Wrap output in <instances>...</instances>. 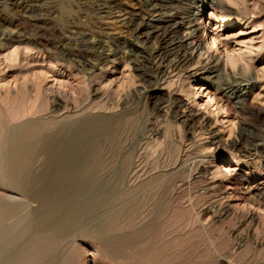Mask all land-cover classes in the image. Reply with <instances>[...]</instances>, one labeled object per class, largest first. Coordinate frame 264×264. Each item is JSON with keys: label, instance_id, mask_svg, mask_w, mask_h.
<instances>
[{"label": "rangeland", "instance_id": "1", "mask_svg": "<svg viewBox=\"0 0 264 264\" xmlns=\"http://www.w3.org/2000/svg\"><path fill=\"white\" fill-rule=\"evenodd\" d=\"M221 1L235 20L223 19L219 9H205L200 59L197 54L187 69L164 65L155 71L158 41L149 32L135 33L137 25L129 22L132 12L147 11L144 0H0V208H13L0 222V232L27 220L15 247L4 246L0 238L1 264L19 249L32 253L28 264H61L70 255L72 264H264V191L254 189L264 177V150L255 148L264 146V116L218 101L230 76L253 75L258 79L250 101L264 109V0ZM240 19L245 25L237 27ZM99 38L108 42L104 61ZM129 42L139 44L141 51ZM212 55L219 58L224 77L204 82L198 70ZM89 60L100 69L85 67ZM173 93L209 125L206 130H189L174 116ZM37 129H43V140L22 138ZM209 132L219 143H209ZM87 133L95 137L84 169L102 170L87 196L100 200L68 223L69 192L84 169L66 179L49 162L46 169L43 142L56 138L73 144L70 135L87 139ZM13 139L24 141L20 152L28 154L22 161L30 165L19 161L8 169ZM17 166L35 173L30 174L36 176L32 192L19 187L16 172L26 169ZM116 212L126 230L101 236L100 222Z\"/></svg>", "mask_w": 264, "mask_h": 264}, {"label": "bare ground", "instance_id": "2", "mask_svg": "<svg viewBox=\"0 0 264 264\" xmlns=\"http://www.w3.org/2000/svg\"><path fill=\"white\" fill-rule=\"evenodd\" d=\"M118 1V0H116ZM113 2V1H112ZM115 2V1H114ZM117 3V2H116ZM144 3L146 5V8H147V13H148V10H149V14L146 16V12H144V10H140V11H134V12H130L128 9H125V12H127L128 14L131 13V19L129 18V22L130 20H132L131 24H133L134 28L136 27L135 25H137V27H140V24L139 22L142 21V23L144 22V25L143 27L141 28H135V33H141L142 31H144V33L146 32H149L147 34H150V37L152 36V38L156 39L158 42L157 44L159 43V48L157 50H155V52H153V57L155 55V57L158 58V65L159 67L154 66L152 63L156 60H155L151 63L155 68L157 67V70H160V68H163L164 65H167V66H170L171 67H176L177 68H180V70H182V68H186L187 66L189 67L193 62H194V59H197L195 58V56L198 54V58L200 56H202V51H203V48H202V44H201V39H202V15L203 13L205 12V9L207 8H214V9H219L220 11V15L223 19L227 20V19H230L232 14H233V11L231 12V8L227 7L223 1L221 0H144ZM110 4V3H109ZM115 4V3H114ZM117 5V4H116ZM119 7H120V2H119ZM111 6V4H110ZM104 7V6H103ZM106 8V7H105ZM118 8V7H116ZM115 8V9H116ZM122 9V8H120ZM123 10V9H122ZM105 10L103 9L102 12H104ZM118 11V9H117ZM121 11V10H120ZM163 12V13H162ZM107 13V12H105ZM123 13V12H121ZM108 14V13H107ZM104 15V14H103ZM119 15V13H118ZM237 15V14H236ZM126 16V15H124ZM129 16V15H128ZM242 16V15H241ZM127 17V16H126ZM124 17V18H126ZM243 17V16H242ZM245 17V16H244ZM243 17V19H244ZM121 18V17H120ZM243 19H240L239 22H236L235 24L237 25V27H242L244 26L245 24H242L243 23ZM125 20V19H124ZM128 20V19H127ZM234 18H231L229 20V22H234ZM141 23V24H142ZM139 25V26H138ZM142 26V25H141ZM132 27V26H130ZM133 30V29H132ZM131 30V31H132ZM7 31V30H6ZM5 32V31H4ZM11 32V31H10ZM134 32V31H133ZM9 33V32H8ZM104 34V33H103ZM101 34V36L103 35ZM107 35V34H106ZM134 35V34H133ZM100 36V35H99ZM108 36V35H107ZM132 36V35H131ZM138 36V35H137ZM136 36V37H137ZM140 36V35H139ZM147 38L149 35H146ZM13 38V37H12ZM3 39V38H2ZM8 39V38H7ZM19 39V38H18ZM109 39V38H108ZM112 39V38H111ZM121 39V38H120ZM130 39H132L130 37ZM139 38H136L134 40H137ZM141 39V38H140ZM153 39V40H154ZM104 40V39H103ZM102 39L100 41V38H99V43H98V51L101 50V54L102 55H105L106 58L103 59L106 60L107 58H109V55L107 54V49L106 48V42H104ZM110 40V39H109ZM112 40H115L114 37ZM123 40H126V39H123ZM122 40V41H123ZM116 41V40H115ZM121 41V42H122ZM138 41V40H137ZM136 41V42H137ZM151 41V39H150ZM97 42V41H95ZM125 42V41H124ZM128 42V41H127ZM125 42V43H127ZM134 42V41H133ZM135 42V43H136ZM139 42V41H138ZM108 43V42H107ZM118 43V42H117ZM120 43V42H119ZM131 43V45L134 47V48H137L138 49H142L141 47H139L136 44L132 43V42H129V44ZM156 43V42H155ZM92 44V43H91ZM94 44V43H93ZM124 44V43H123ZM126 45V44H124ZM123 45V46H124ZM92 46V45H91ZM108 46V45H107ZM120 45L118 44V47ZM90 47V46H89ZM95 47V46H93ZM129 47V46H128ZM131 47V46H130ZM129 47V48H130ZM96 48V47H95ZM131 50V48H130ZM133 50V49H132ZM154 50V49H153ZM107 51V52H106ZM139 51V50H138ZM141 51V50H140ZM139 51V52H140ZM99 53V54H100ZM136 53V52H135ZM110 54V53H109ZM133 53H131V56H132ZM139 54V53H137ZM136 54V55H137ZM111 55V54H110ZM149 55V54H148ZM151 55V54H150ZM149 55V57H150ZM120 56V55H119ZM135 56V54H134ZM118 57V56H117ZM137 59H138V55L136 56ZM116 58V56H115ZM100 59V58H99ZM113 59V58H112ZM136 59V58H135ZM151 60V58H149ZM200 59V58H199ZM153 60V59H152ZM110 61V60H109ZM113 61V60H112ZM89 62H92V61H88V65H84L85 67L88 66L90 70L92 71H96V70H99L100 66L98 67V63L97 65L96 64H93L94 62L92 63H89ZM149 62V61H148ZM219 62V58H218V61L217 59H214L213 55L210 57L209 56V59L207 61L206 64H202V66H200L199 68V75H198V72L196 73L195 72V75L194 76H197L198 75V78L201 79V80H204V82H208V80H214V79H221L223 78V73L221 71V68H220V64L218 63ZM147 63V62H146ZM145 63V64H146ZM196 63V61L194 62ZM103 64V63H102ZM144 64V63H143ZM143 64H142V67H143ZM150 64V63H149ZM148 64V65H149ZM157 64V63H156ZM198 64V63H197ZM147 66V65H146ZM87 67V68H88ZM150 67V66H149ZM187 67V68H188ZM151 68V67H150ZM153 68V67H152ZM168 68V67H167ZM172 68V69H173ZM186 68V69H187ZM139 69H140V65H139ZM138 69V71H139ZM146 67L144 68V71H145ZM142 70V69H141ZM154 70V69H153ZM163 70L162 69V73H163ZM143 71V70H142ZM141 71V72H142ZM147 71V70H146ZM152 71V70H151ZM150 71V72H151ZM140 72V73H141ZM148 72V71H147ZM160 72V71H158ZM146 73V72H145ZM154 73V72H153ZM156 73V72H155ZM154 73V74H155ZM142 74V73H141ZM149 74V73H148ZM158 74V73H157ZM156 74V75H157ZM152 75V74H151ZM150 75V76H151ZM155 75V76H156ZM140 76V75H139ZM145 76V75H143ZM141 75V77H143ZM147 76V74H146ZM145 76V77H146ZM161 76V75H160ZM160 76H156V77H160ZM155 78V77H154ZM231 78V79H230ZM146 80V78H144ZM142 79V80H144ZM152 79V77L150 78ZM156 79V78H155ZM153 79V80H155ZM258 79V78H257ZM257 79L253 77V75L251 76H248V77H245V76H230L229 77V81H228V85L226 88H222V90H220L219 92V96H218V101L220 103H224L225 105H229L230 108H236L238 109V111H241L242 113H248V114H251V115H255L257 118L260 117V116H264V109H259V108H256L255 106H253L252 102L250 101V98H251V95H252V89L255 87L256 83H257ZM149 80V78H148ZM157 80V79H156ZM228 80V79H227ZM152 81V80H149V82ZM146 82V81H145ZM153 82V81H152ZM150 82V83H152ZM227 82V81H226ZM148 83V81L146 82ZM227 84V83H226ZM217 87V86H216ZM176 93V92H175ZM175 93L171 94L169 96V98L171 99V110L172 112L175 114L174 116L179 119V120H182L183 124L190 130V129H194L196 131V129H201V130H206L208 128L209 125H207L206 122L204 121H200L198 119V114L195 115L196 113H193V110L191 109L190 106H187V104L185 102H183V100L181 99V97L179 98L178 95H176ZM168 98V97H167ZM228 106V107H229ZM83 114V113H82ZM58 115V114H57ZM92 115V114H91ZM99 115V114H98ZM107 115V114H106ZM99 117V116H98ZM105 116H103V119H104ZM200 117V116H199ZM108 118V117H107ZM110 118V117H109ZM101 119V118H100ZM99 119V120H100ZM201 119V118H200ZM92 120V119H91ZM90 120V121H91ZM95 122L96 120H98L97 118L94 119ZM114 120V119H113ZM38 121V120H37ZM55 121V120H54ZM65 121V120H64ZM93 121V120H92ZM109 121H112V120H109ZM58 122V121H57ZM55 122V123H57ZM87 122V121H86ZM102 122V120H101ZM100 122V123H101ZM113 122V121H112ZM115 122V121H114ZM119 122V121H118ZM98 125H99V122H97ZM106 123V122H105ZM104 123V124H105ZM107 123H109L107 121ZM41 124V123H40ZM47 124V123H46ZM60 124V123H59ZM82 124V123H81ZM87 124V123H86ZM93 124V125H92ZM102 124V123H101ZM110 124V123H109ZM89 125V124H88ZM92 126L96 125L94 123H91ZM90 125V126H91ZM103 125V124H102ZM108 125V124H107ZM32 126V125H31ZM46 126V125H45ZM72 126V125H71ZM78 126V125H77ZM83 126V124H82ZM97 126V125H96ZM101 126V125H100ZM104 126V125H103ZM102 126V127H103ZM110 126V125H109ZM49 127V126H48ZM57 127V126H56ZM68 127V126H67ZM87 127V126H86ZM106 127V125H105ZM111 127V126H110ZM45 128V127H44ZM53 128V127H52ZM64 128V127H63ZM85 128V126L83 127ZM88 128H90L88 126ZM94 128V127H93ZM96 128H99L98 126ZM104 128V127H103ZM108 128V127H106ZM106 128L104 130H106ZM210 128V127H209ZM31 129V128H30ZM46 129V128H45ZM44 129V130H45ZM82 129V128H81ZM86 129V128H85ZM83 129V130H85ZM91 129V128H90ZM112 129V128H111ZM111 129H107L108 131H110ZM242 129V128H241ZM244 129V128H243ZM246 129V128H245ZM243 130V131H246V130ZM29 130V129H28ZM51 130V129H50ZM49 130V132H50ZM62 130V129H61ZM68 130V129H67ZM70 130V129H69ZM82 130V132H83ZM92 130V129H91ZM100 130H101V127H100ZM103 130V129H102ZM101 130V131H102ZM115 130V129H114ZM43 129H37V130H32V132H28V134H26L24 137L22 138H25V137H31L33 138V141H37V138H39L41 136V133L43 136H45L43 134ZM59 131V130H57ZM63 131V130H62ZM76 131V130H75ZM90 131V130H89ZM193 131V130H191ZM241 131V130H240ZM240 133V135H242V132ZM45 132V131H44ZM61 132V131H60ZM70 132V131H69ZM78 132V131H77ZM86 132V131H84ZM83 132V133H84ZM104 132V131H102ZM112 132V131H111ZM114 132V131H113ZM212 132V131H211ZM211 132H209V143L211 145H215L219 142H217L216 138L218 137H215ZM47 133V132H46ZM45 133V134H46ZM54 133V132H53ZM63 133V132H62ZM71 133V132H70ZM73 133V132H72ZM91 133V132H89ZM93 134V133H92ZM97 134L96 132H94V135ZM108 134V133H107ZM116 134V132H115ZM244 134V133H243ZM246 134V133H245ZM56 135V134H55ZM68 137H69V134H67ZM87 135H90L87 139H85V135H76V134H73V135H70L71 138L74 139V143L72 144V139L70 140L71 144L72 145H69L70 143L66 142L65 140H58L55 142V139L53 138L51 141H49L50 139H47L46 141L43 142V146H45V148H48V151L47 149L45 151H47L45 154L48 155V161H46V165L48 164L47 162H49V164H51V169H54L53 172H57L59 173L60 175H63V177L67 174L69 175L70 173H77L79 171V168L81 170V167H83L82 169H84V166L86 165L83 164L84 161L88 158H90V156H88V153H89V148L90 146L92 145H89V142L95 137H91L92 135L91 134H88ZM99 135V134H98ZM110 135V134H109ZM14 136V135H13ZM22 136V135H20ZM243 136V135H242ZM9 137V136H8ZM67 137V136H66ZM64 137V138H66ZM67 137V138H68ZM13 138H18L17 136L16 137H13ZM44 138V137H43ZM49 138V136L47 137ZM60 138V137H59ZM66 138V139H67ZM97 138V137H96ZM40 139V138H39ZM41 139H42V136H41ZM14 141H16V139H13ZM43 140V139H42ZM45 140V139H44ZM55 144H54V142ZM95 140V139H94ZM93 140V142H94ZM20 141V140H19ZM18 139L16 141V144L14 142V146H11L12 148L10 149L11 150V155H9L10 157H8L6 160L8 163H10L11 165H7L8 166H13L14 164L13 163H19V161H21L20 163L21 164H26L27 161H22L26 158V153H22L20 152L21 148H22V145L24 144V141L23 142H19ZM25 144L28 143L27 141V138L25 140ZM32 141V140H31ZM29 141V142H31ZM32 141V142H33ZM18 142V143H17ZM31 142V143H32ZM92 142V143H93ZM23 143V144H22ZM37 143V142H36ZM208 143V142H207ZM12 144V143H11ZM51 144L54 146H51ZM91 144V142H90ZM209 144V145H210ZM94 145V144H93ZM42 146V147H43ZM44 148V147H43ZM42 148V149H43ZM92 148V147H91ZM90 148V149H91ZM255 148L258 149V150H264V146L263 144H256L255 145ZM40 149V148H39ZM9 150V152H10ZM31 150V149H30ZM255 150V149H254ZM7 151V150H6ZM32 151V150H31ZM44 151V150H43ZM91 151V150H90ZM93 151V150H92ZM261 152V151H259ZM8 153V152H7ZM25 154V155H24ZM6 155V154H5ZM30 157V155H27ZM95 156V155H94ZM28 157V158H29ZM96 157V156H95ZM94 157V158H95ZM6 157H4L5 159ZM93 158V157H92ZM93 158V159H94ZM31 159V158H30ZM47 159V158H46ZM92 159V160H93ZM26 160V159H25ZM29 160V159H28ZM91 160V159H90ZM91 160V161H92ZM100 160V159H99ZM30 161V160H29ZM6 162V161H5ZM6 162V164H7ZM24 162V163H23ZM87 162H89V160H87ZM93 162V161H92ZM92 162H89L90 164ZM96 162V161H95ZM5 164V165H6ZM13 164V165H12ZM28 165H30L29 163H27ZM26 164V165H27ZM83 164V166H82ZM97 166H98V163H96ZM96 164H94L93 162V165L96 166ZM89 164H87L88 166ZM100 165V164H99ZM16 166V164H15ZM95 166H93L95 168ZM102 166V165H101ZM10 167V168H11ZM24 167V166H22ZM22 167H14L16 170L20 169ZM53 167V168H52ZM90 168L91 165H89ZM100 167V166H99ZM13 168V169H14ZM26 169V167H24ZM23 168V169H24ZM30 167H28L29 169ZM46 168V167H45ZM93 168V169H94ZM9 169V167H8ZM13 169H11L10 171H12ZM22 169V170H23ZM24 169V170H25ZM32 169V168H31ZM48 169V165H47V168ZM50 169V170H51ZM87 170H81L79 173L81 174L80 176L77 175V178L74 180L75 183L74 185L71 187V190L69 192L72 200H71V203H72V207H70V212L68 214V216H66V221H72L73 217L78 214V213H82V214H87L89 211H91L94 206L96 204H99V200H96L97 198L95 197H92V196H87V191L88 190H91L93 189L94 191V186L96 185L95 183L97 182L98 180V174L100 175V170H96V169H99V168H96L95 170H88V168H86ZM30 170V169H29ZM48 171L47 173H52V171ZM31 171V170H30ZM35 171V170H34ZM45 171V170H44ZM115 171V169H114ZM118 170H116L117 172ZM9 172V171H8ZM32 172V171H31ZM31 172H28L27 169L25 170V172L23 171H19V172H16L17 173V177L19 179V187L21 186L22 189L26 192H32L33 188H31L30 186V182L32 181V179H35V178H31V176H33L35 173H31ZM44 173V172H43ZM9 176L12 174L11 173H8ZM13 174L14 173V170H13ZM12 174V175H13ZM31 174V176H30ZM33 174V175H32ZM41 174V173H40ZM46 174V173H45ZM53 174V173H52ZM74 174V173H73ZM113 174V173H112ZM9 177V179L11 180L12 179V176ZM41 175H44V174H41ZM51 175V174H50ZM55 175V174H54ZM59 175V176H60ZM75 175V174H74ZM73 175V177H74ZM121 175V174H120ZM58 176V175H56ZM65 176V177H66ZM72 174L68 177H70L69 179H72L71 178ZM79 176V177H78ZM238 176H243V175H237L236 178ZM7 177V176H6ZM47 177H54V176H47ZM46 177V178H47ZM62 177V178H63ZM64 177V178H65ZM67 177V178H68ZM113 177V176H112ZM54 178H57V177H54ZM59 178V177H58ZM61 178V176H60ZM59 178V179H60ZM117 178V177H116ZM66 179V178H65ZM245 179V177H244ZM9 180V181H10ZM235 180V179H234ZM6 181V180H5ZM12 181V180H11ZM73 181V182H74ZM17 184V185H18ZM32 189V190H31ZM255 191H258V192H262L264 191V177L262 178V180L256 185V187L254 188ZM219 192V191H218ZM212 193V192H211ZM220 193V192H219ZM264 194V192H262ZM224 193H221L220 196H223ZM262 195V194H261ZM213 197V196H212ZM226 197V196H225ZM3 201V200H2ZM1 203V202H0ZM70 203V205H71ZM9 205V204H8ZM8 205H5V206H8ZM2 207L0 208V222H2L5 218H7L8 214L11 213V210L13 208L11 207H5L3 208V205H1ZM10 206V205H9ZM14 207V206H13ZM17 207V206H15ZM21 208V207H19ZM83 209L85 212H83ZM16 210V208L14 209ZM17 210L18 207H17ZM128 210V209H127ZM20 211V210H19ZM126 211V210H125ZM14 212V211H12ZM118 212V211H117ZM111 213L110 215H108L107 217H104V219H102V221L100 222V226H99V234L101 236H108V235H117L121 232H123L124 230H126L122 224L120 223L119 221V218L121 216H119L120 214L118 213ZM128 212V211H127ZM130 212V211H129ZM133 212V211H132ZM15 213H18L15 211ZM121 213V212H120ZM126 214V212H125ZM128 214V213H127ZM135 214V213H134ZM11 215V214H10ZM15 215V214H14ZM26 216V215H25ZM128 216V215H127ZM252 216V215H251ZM10 217V216H9ZM24 217V216H23ZM29 218V217H28ZM124 218V217H123ZM122 218V219H123ZM18 219V218H17ZM130 219V218H129ZM26 220V218H25ZM30 219H28V222H29ZM33 220V219H32ZM126 220V218H125ZM135 220V219H134ZM27 221V220H26ZM24 221L23 219V224L22 222L19 221H14L13 223V226L10 230L4 232V233H1L0 232V238H1V243L6 246V245H11L10 247H13L12 244L14 245L15 247V242L14 241H17L16 238L17 237H20V235L23 233L22 231L26 229L27 226H25V229L22 227L25 225V223L27 224V222ZM71 223V222H70ZM29 224V223H28ZM29 226V225H28ZM127 227V226H126ZM131 227V226H130ZM23 228V229H22ZM122 228L123 231H122ZM27 229H30V228H27ZM28 232V230H26ZM26 231H24L26 233ZM30 232V233H29ZM29 234H31V231L29 230ZM34 232V231H33ZM57 232V231H56ZM58 233V232H57ZM28 234V235H29ZM25 235V234H24ZM27 235V236H28ZM24 237V236H22ZM21 237V239H22ZM21 241L20 239H18V242ZM14 242V243H13ZM247 243V242H246ZM2 244L0 247H2ZM169 244V243H168ZM30 245V244H29ZM3 246V249H7V248H4ZM8 247V246H6ZM36 247V246H35ZM167 247V246H166ZM170 247V246H169ZM32 248V247H31ZM33 248H34V245H33ZM2 249V250H3ZM9 251H10V248H8ZM14 249V248H13ZM30 247L28 248V252L29 251H33V250H29ZM34 249H38V247L34 248ZM12 250V249H11ZM18 250V249H17ZM20 250V249H19ZM16 251L18 253H15V254H12L11 252L8 254V255H12V256H8L6 259H4L5 257H3L2 259L5 260V263L4 264H28V261L31 259H29L31 257V254L28 256V253H27V250L25 251ZM22 250H24V248H22ZM7 251V250H6ZM65 256H68V255H65ZM71 256V255H70ZM69 256V258H71ZM168 257V256H167ZM171 257V256H170ZM169 257V258H170ZM69 258H64V259H61V261H63L61 264H72L73 263V259H69ZM1 259V260H2ZM51 260V259H50ZM55 260V259H54ZM72 262H71V261ZM2 261H0V264H1ZM71 262V263H70ZM132 262V261H131ZM138 262V261H136ZM140 262V260H139ZM33 263V262H32ZM51 263V261H50ZM31 264V262H30ZM38 264V263H37ZM40 264V263H39ZM43 264V263H42ZM46 264V263H45ZM79 264V263H78ZM141 264V262H140ZM144 264V263H143Z\"/></svg>", "mask_w": 264, "mask_h": 264}]
</instances>
